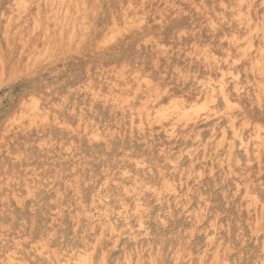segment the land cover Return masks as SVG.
I'll return each mask as SVG.
<instances>
[{
    "label": "rangeland",
    "instance_id": "374dc122",
    "mask_svg": "<svg viewBox=\"0 0 264 264\" xmlns=\"http://www.w3.org/2000/svg\"><path fill=\"white\" fill-rule=\"evenodd\" d=\"M249 1L0 0L1 264H264V0ZM124 44L143 58L118 60Z\"/></svg>",
    "mask_w": 264,
    "mask_h": 264
},
{
    "label": "bare ground",
    "instance_id": "6f19581e",
    "mask_svg": "<svg viewBox=\"0 0 264 264\" xmlns=\"http://www.w3.org/2000/svg\"><path fill=\"white\" fill-rule=\"evenodd\" d=\"M24 1V0H23ZM43 1V0H42ZM52 1V0H51ZM60 1V0H59ZM63 1V0H62ZM163 1V0H162ZM197 1V0H196ZM249 1V0H248ZM5 2H7V0H2V4H4ZM37 2V1H36ZM40 2V1H39ZM46 2V1H45ZM49 2V1H48ZM58 2V1H57ZM188 2V1H187ZM237 2V1H236ZM250 2V1H249ZM29 3V2H28ZM55 3V2H54ZM54 3H51V4H54ZM64 3H65V1H64ZM174 3V2H173ZM172 3V4H173ZM193 3V2H192ZM192 3H191V6H192ZM227 3V2H226ZM246 3V2H245ZM63 4V3H62ZM69 4V3H68ZM171 4V3H170ZM197 4H198V2H197ZM201 4V3H200ZM248 4V3H247ZM251 4H253V3H251ZM28 5V4H27ZM45 5V4H44ZM64 5H67V4H64ZM169 5V4H168ZM213 5V4H212ZM30 6V5H29ZM38 6V5H37ZM42 6V5H41ZM48 6V5H47ZM51 6V5H50ZM60 6V5H59ZM164 6H166V5H164ZM215 6V5H214ZM220 6V5H219ZM242 6V5H241ZM7 7V6H6ZM25 7V6H24ZM52 7V6H51ZM135 7H136V5H135ZM157 7V6H156ZM179 7H180V5H179ZM254 7V6H253ZM263 7V6H262ZM29 8V7H28ZM61 8H63V7H61ZM65 8V7H64ZM68 8V7H67ZM67 8H65V9H67ZM129 8V7H128ZM138 8V7H137ZM145 8V7H144ZM160 8H162L161 6H160ZM177 8V7H176ZM188 8H191V7H188ZM194 8H196V6L194 7ZM218 8V7H217ZM241 8V7H240ZM244 8V7H243ZM19 9V8H18ZM27 9V8H26ZM42 9H43V7H42ZM74 9V8H73ZM142 9V8H141ZM197 9V8H196ZM203 9V8H202ZM234 9H237V8H234ZM239 9V8H238ZM249 9V8H248ZM8 10V9H7ZM76 11H77V9H75ZM157 10V9H156ZM178 10V9H177ZM212 10V9H211ZM231 10V9H230ZM243 10H245V9H243ZM23 11V10H22ZM54 11V10H53ZM59 11V10H58ZM75 11V12H76ZM118 11V10H117ZM143 11V10H142ZM160 11V10H159ZM198 11V10H197ZM9 12V11H8ZM52 12V11H51ZM55 12V11H54ZM61 12V11H60ZM71 12V11H70ZM170 12V11H169ZM179 12V11H178ZM208 12V11H207ZM210 12V11H209ZM218 12V11H217ZM258 12V11H257ZM85 13V12H84ZM114 13V12H113ZM130 13V12H129ZM157 13V12H156ZM236 14H237V12H235ZM247 13V12H246ZM256 13V12H255ZM261 13V12H260ZM3 14V13H2ZM34 14V13H33ZM52 14V13H51ZM54 14V13H53ZM57 14V13H56ZM69 14V13H68ZM119 14V13H118ZM167 15H168V13H166ZM165 14V15H166ZM199 14H201V13H199ZM213 14V13H212ZM230 14V13H229ZM262 14V13H261ZM16 15V14H15ZM45 15V14H44ZM50 15V14H49ZM83 15V14H82ZM124 15V14H123ZM161 15V14H160ZM216 15V14H215ZM255 15V14H254ZM30 16V15H29ZM46 16V15H45ZM71 16H72V12H71ZM114 16V15H113ZM122 16V15H121ZM120 16V17H121ZM217 16V15H216ZM247 16V15H246ZM260 16V15H259ZM2 17V16H1ZM51 17V16H50ZM49 17V18H50ZM116 17V16H115ZM158 17V16H157ZM206 17V16H205ZM233 17V16H232ZM257 17V16H256ZM56 18V17H55ZM70 18V17H69ZM118 18V17H117ZM159 18V17H158ZM161 18V17H160ZM207 18V17H206ZM211 18V17H210ZM220 18V17H219ZM249 18V17H248ZM65 19V18H64ZM67 19V18H66ZM154 19V18H153ZM28 20H30V19H28ZM50 20V19H49ZM124 20V19H123ZM160 20H162V19H160ZM187 20V19H186ZM215 20V19H214ZM261 20V19H260ZM39 21V20H38ZM153 21V20H152ZM155 21V20H154ZM226 21V20H225ZM246 21V20H245ZM33 22V21H32ZM52 22V21H51ZM54 22H55V20H54ZM59 22V21H58ZM159 22V21H158ZM217 22V21H216ZM237 22V21H236ZM7 23V22H6ZM53 23V22H52ZM125 23V22H124ZM162 23V22H161ZM219 23H221V22H219ZM82 24V23H81ZM113 24V23H112ZM117 24V23H116ZM122 24V23H121ZM235 24V23H234ZM246 24V23H245ZM32 24H30V26H31ZM119 25V24H118ZM197 25H198V23H197ZM237 25H238V23H237ZM249 25V24H248ZM257 25H259V24H257ZM122 26V25H121ZM194 26V25H193ZM208 26V25H207ZM260 26V25H259ZM261 26H262V24H261ZM131 27V26H130ZM190 27V26H189ZM188 27V28H189ZM214 27V26H213ZM216 27V26H215ZM224 27V26H223ZM264 27V26H263ZM128 28V27H127ZM168 28H170V29H172L173 27L170 25V26H168ZM237 28V27H236ZM257 28H259L260 29V27H257ZM113 29V28H112ZM116 29V28H115ZM264 30V29H263ZM74 32V31H73ZM207 32V31H206ZM254 32V31H253ZM208 33V32H207ZM242 33V32H241ZM252 33V32H251ZM255 33V32H254ZM253 33V34H254ZM260 33H261V31H260ZM107 34V33H106ZM209 34V33H208ZM213 34V33H212ZM232 34V33H231ZM252 34V35H253ZM176 35V34H175ZM211 35V34H210ZM230 35V34H229ZM251 35V34H250ZM257 35V34H256ZM255 35V36H256ZM210 37V36H209ZM247 37H249V36H247ZM251 37V36H250ZM249 37V38H250ZM75 38V37H74ZM102 38V37H101ZM105 38V37H104ZM213 38V37H212ZM219 38V37H218ZM241 38V37H240ZM261 39H262V37H261ZM70 40V39H69ZM111 40V39H110ZM244 40V39H243ZM250 40V39H249ZM256 40H258V39H256ZM97 41V40H96ZM219 41V40H218ZM235 41H236V39H235ZM246 41V40H245ZM38 42V41H37ZM222 42H225V41H222ZM229 42V41H228ZM250 42H251V40H250ZM107 43V42H106ZM195 43V42H194ZM220 43V42H219ZM227 43V42H226ZM225 43V44H226ZM258 43H261V42H258ZM32 44H34V42L32 43ZM199 44V43H198ZM237 44H239L238 42H237ZM244 44V43H243ZM257 44V43H256ZM255 44V45H256ZM125 46H123V48H122V50L116 55V58L118 59V60H123V61H125V62H128V63H130V64H134L135 62H139L142 58H143V53L142 52H140V51H138V50H135L134 48H132V46L130 45V44H124ZM141 45V44H140ZM186 45V44H185ZM202 45V44H201ZM205 45V44H204ZM231 45V44H230ZM233 45V44H232ZM242 45V44H241ZM263 45V44H262ZM190 46H191V44H190ZM193 46V45H192ZM236 46V45H235ZM97 47V46H96ZM121 47V46H120ZM189 47V46H188ZM232 47V46H231ZM247 47V46H246ZM99 48V47H98ZM190 48V47H189ZM233 48H234V46H233ZM253 48V47H252ZM256 48V47H255ZM96 49V48H95ZM196 49H199V48H196ZM229 49V48H228ZM232 49V48H231ZM180 50V49H179ZM230 50V49H229ZM257 50V49H256ZM260 50V49H259ZM194 51V50H193ZM231 51V50H230ZM240 51H242V49L240 50ZM253 51V50H252ZM255 51V50H254ZM253 51V52H254ZM258 51V50H257ZM186 52H187V50H186ZM224 52V51H223ZM230 53V52H229ZM246 53V52H245ZM255 54H256V52H254ZM193 54V53H192ZM203 54V53H202ZM224 54V53H223ZM226 54V53H225ZM236 54V56H238L237 55V53H235ZM238 54H241V53H239L238 52ZM253 54V53H252ZM251 54V55H252ZM199 55V54H198ZM208 55V54H207ZM210 55V54H209ZM229 55H233V54H229ZM254 55V54H253ZM257 55V54H256ZM259 55V54H258ZM239 57V56H238ZM255 57V56H254ZM257 57V56H256ZM259 57V56H258ZM243 58V57H242ZM253 58V57H252ZM115 59V58H114ZM197 59V58H196ZM204 59V58H203ZM209 60V59H208ZM245 60H246V58H245ZM194 61H195V59H194ZM214 62H216V61H214ZM90 63H91V60L88 58V57H85L84 59H83V61H82V63H81V66H80V68H79V70L78 71H76L75 72V74L74 75H68L67 77H66V79L63 81V87L64 86H66V85H68V84H70V83H72V82H74V81H76V80H79V79H81V77H82V75H83V73H84V71H85V69L90 65ZM121 63V62H120ZM205 63H206V61H205ZM204 63V65H206ZM212 63V62H211ZM247 63V62H246ZM149 63H148V61H144V68H145V70H147V68L149 69V70H151L152 72H153V75H152V77L153 78H155L154 77V75L156 74V71H154V69H152V68H150L149 67ZM152 65V64H151ZM209 65V64H208ZM211 65V64H210ZM252 65V64H251ZM250 65V66H251ZM131 66V65H130ZM136 66V65H135ZM201 66V65H200ZM112 67V66H111ZM115 67V66H114ZM138 67V66H137ZM153 67V66H152ZM209 67V66H208ZM100 68V67H99ZM122 68V67H121ZM124 68V67H123ZM132 68V67H131ZM140 68V67H139ZM173 68V67H172ZM171 68V69H172ZM211 68H212V66H211ZM216 68V67H215ZM249 68V67H248ZM102 69V68H101ZM156 69V68H155ZM250 69V68H249ZM115 70V69H114ZM114 70H111V71H114ZM139 70V69H138ZM141 70H143L142 69V67H141ZM173 70V69H172ZM254 70V69H253ZM94 71V70H93ZM124 71V70H123ZM129 71V70H128ZM163 71V70H162ZM218 71V70H217ZM251 71V70H250ZM131 72V71H130ZM164 72V71H163ZM178 72V71H177ZM253 72V71H252ZM118 73V72H117ZM119 73H120V71H119ZM129 73V72H128ZM150 73V72H149ZM180 73V72H179ZM181 73H182V71H181ZM193 73V72H192ZM207 73H208V71H207ZM108 74V73H107ZM123 74V73H122ZM125 74V73H124ZM142 74V73H141ZM164 74V73H163ZM175 74V73H174ZM190 74V73H189ZM118 75V74H117ZM135 75H137V74H135ZM165 75V74H164ZM182 75V74H181ZM202 75V74H201ZM86 76V75H85ZM126 76V75H125ZM133 76V75H132ZM143 76V75H142ZM147 76V75H146ZM157 76V75H156ZM190 76H191V74H190ZM193 76V75H192ZM225 76H226V74H225ZM95 77V76H94ZM106 77V76H105ZM124 77V76H123ZM140 77V76H139ZM158 77V76H157ZM181 77V76H180ZM203 77V76H202ZM218 77V76H217ZM216 77V78H217ZM109 78V77H108ZM119 78V77H118ZM127 78V77H126ZM132 78V77H131ZM214 78V77H213ZM122 79V78H121ZM207 79H208V77H207ZM223 79V78H222ZM129 80V79H128ZM133 80V79H132ZM154 80V79H153ZM195 80V79H194ZM211 80V79H210ZM213 80H215V79H213ZM104 81V80H103ZM117 81V80H116ZM120 81V80H119ZM129 81H131V80H129ZM157 81V80H156ZM246 81V80H245ZM142 82V81H141ZM149 82V81H148ZM158 82V81H157ZM204 82V81H203ZM253 82V81H252ZM91 83V82H90ZM143 83V82H142ZM156 83V82H155ZM222 83V82H221ZM103 84H105V83H103ZM200 84V83H199ZM201 84H202V82H201ZM210 84V83H209ZM224 84V83H223ZM254 84V83H253ZM90 85V84H89ZM124 85V84H123ZM157 85V84H156ZM249 85V84H248ZM247 85V86H248ZM255 85V84H254ZM103 86V85H102ZM134 86V85H133ZM216 86V85H215ZM257 86V85H256ZM127 87V86H126ZM206 87V86H205ZM250 87H251V85H250ZM135 88V87H134ZM139 88V87H138ZM153 88V87H152ZM208 88V87H207ZM225 88V87H224ZM254 88V87H253ZM90 89V88H89ZM143 89V88H142ZM149 89H151V88H149ZM154 89V88H153ZM70 90V89H69ZM86 90H88V89H86ZM127 90V89H126ZM158 90V89H157ZM95 91H97V90H95ZM202 91V90H201ZM84 92V91H83ZM124 93H125V91H123ZM139 92H141V91H139ZM200 92V91H199ZM85 93V92H84ZM89 93V92H88ZM142 93V92H141ZM159 93V92H158ZM162 93V92H161ZM262 93V92H261ZM128 94V93H127ZM164 94V93H163ZM166 95H168L167 93H165ZM170 95H171V93H169ZM100 95V94H99ZM102 95V94H101ZM143 96H145L144 95V93L142 94ZM141 95V96H142ZM214 95V94H213ZM219 95V94H218ZM257 95V94H256ZM263 95V94H262ZM164 96V95H163ZM220 96V95H219ZM146 97V96H145ZM147 97H149V96H147ZM146 97V98H147ZM161 97V96H160ZM260 97V96H259ZM91 98V97H90ZM100 98V97H99ZM110 98V97H109ZM142 98H144V97H142ZM170 98V97H169ZM262 98V97H261ZM264 98V97H263ZM189 99V98H188ZM205 99V98H204ZM230 99H232V98H230ZM91 100V99H90ZM93 100V99H92ZM97 100V99H96ZM100 100V99H99ZM101 100H103V99H101ZM100 100V101H101ZM130 100V99H129ZM134 100V99H133ZM255 100V99H254ZM99 101V102H100ZM108 101V100H107ZM123 101V100H122ZM203 101V100H202ZM231 101V100H230ZM261 101V100H260ZM128 102V101H127ZM132 102V101H131ZM146 102V101H145ZM149 102V101H148ZM254 102V101H253ZM109 103V102H108ZM111 103V102H110ZM137 103V102H136ZM166 103V102H165ZM172 103V102H171ZM174 103V102H173ZM208 103V102H207ZM102 104V103H101ZM114 104V103H113ZM132 104V103H131ZM130 104V105H131ZM135 104V103H134ZM133 104V105H134ZM181 104H182V102H181ZM193 104V103H192ZM203 104V103H202ZM206 103H204V105H205ZM260 104V103H259ZM112 105V104H111ZM129 105V106H130ZM261 105V104H260ZM262 105H263V103H262ZM116 106V105H115ZM119 106H120V104H119ZM123 106V105H122ZM121 106V107H122ZM139 106V105H138ZM170 106V105H169ZM255 106V105H254ZM125 107V106H124ZM128 107V106H127ZM145 107V106H144ZM259 107V106H258ZM117 108V107H116ZM120 108V107H119ZM134 108H135V106H134ZM198 108H200V107H198ZM256 108H257V106H256ZM264 108V107H263ZM115 109V108H114ZM144 109V108H143ZM145 110V109H144ZM206 110H207V108H206ZM261 110V109H260ZM114 111V110H113ZM117 111H118V109H117ZM120 111V110H119ZM132 111V110H131ZM155 111V110H154ZM144 112V111H143ZM178 112H180V111H178ZM206 112V111H205ZM228 112V111H227ZM252 112V111H251ZM182 113V112H181ZM229 113V112H228ZM137 114V113H136ZM187 114H188V112H187ZM199 114V113H198ZM134 115V114H133ZM163 115V114H162ZM167 115V114H166ZM190 115H192V114H190ZM231 115V114H230ZM138 116V115H137ZM175 116V115H174ZM188 116V115H187ZM120 117V116H119ZM125 117V116H124ZM134 117V116H133ZM158 117V116H157ZM196 117V116H195ZM78 118V117H77ZM138 118V117H137ZM179 118V117H178ZM78 119H80V118H78ZM134 119V118H133ZM144 119V118H143ZM183 119V118H182ZM179 120V119H178ZM187 120V119H186ZM81 121H83V120H81ZM144 121V120H143ZM169 121V120H168ZM145 122V121H144ZM150 122V121H149ZM250 122V121H249ZM77 123H78V121H77ZM182 123V122H181ZM188 123V122H187ZM230 123H232V122H230ZM178 124V123H177ZM234 124V123H233ZM114 125V124H113ZM184 125H186V124H184ZM86 126V125H85ZM135 126V125H134ZM235 126V125H234ZM119 127V126H118ZM124 127V126H123ZM240 127H241V125H240ZM239 127V128H240ZM264 127V126H263ZM242 128V127H241ZM139 129V128H138ZM183 129V128H182ZM256 129V128H255ZM135 130H136V128H135ZM92 131V130H91ZM96 134V133H95ZM119 134V133H118ZM123 134V133H122ZM127 134V133H126ZM218 141V140H217ZM251 141V140H250ZM249 145V144H248ZM215 146V145H214ZM63 147V146H62ZM251 153V152H250ZM172 155V154H171ZM12 156V155H11ZM177 156V155H176ZM253 157V156H252ZM173 158H174V156H173ZM254 158V157H253ZM255 159V158H254ZM40 160V159H39ZM255 161V160H254ZM257 161V160H256ZM257 164V163H256ZM157 171V170H156ZM169 175V174H168ZM152 176V175H151ZM181 176V175H180ZM193 177V176H192ZM185 178V177H184ZM199 178V177H198ZM188 180V179H187ZM23 181V180H22ZM195 184V183H194ZM221 186H223V185H221ZM168 187V186H167ZM220 187V186H219ZM245 187V186H244ZM243 187V188H244ZM247 188H248V186H247ZM215 189V188H214ZM217 190H218V188H217ZM245 190V189H244ZM253 190V189H252ZM165 191V190H164ZM248 191V190H247ZM239 192V191H238ZM122 193V192H121ZM143 194V193H142ZM238 194V193H237ZM60 195V194H59ZM165 195V194H164ZM152 196V195H151ZM158 197V196H157ZM247 199V198H246ZM251 202V201H250ZM159 203V202H158ZM176 203V202H175ZM139 209V208H138ZM139 210H142V209H139ZM111 212V211H110ZM102 213H104V212H102ZM136 213V212H135ZM100 215V214H99ZM104 217V216H103ZM19 218V217H18ZM100 219H101V217H100ZM16 221V220H15ZM140 230V229H139ZM34 233V232H33ZM35 237V236H34ZM30 240V239H29ZM20 242V241H19ZM21 243V242H20ZM31 247H33V246H31ZM81 248H83V245H81V244H78V242H72V243H67V244H64V245H61V246H59V247H57L56 249L59 251V252H61V253H63L62 255L63 256H70V255H73V254H75L76 252H78V250H80ZM35 251V250H34ZM16 252V251H15ZM50 252V251H49ZM82 252V251H81ZM35 253V252H34ZM9 254V253H8ZM37 254V253H36ZM10 255V254H9ZM19 255H21L22 257H21V259L23 260V263H20V264H29V261L31 262L32 260H38V261H41L42 263H40V264H46V262L43 260V259H41L40 257H37V256H35L33 253H24V252H20L19 253ZM4 256V255H3ZM50 256H52V254L50 255ZM13 257V256H12ZM19 257V256H18ZM6 258V257H5ZM62 259V258H61ZM64 259V258H63ZM60 260V259H59ZM65 260V259H64ZM92 262V261H91ZM254 262V261H253ZM72 263V262H71ZM96 263H97V261H96ZM1 264V263H0ZM255 264V263H254Z\"/></svg>",
    "mask_w": 264,
    "mask_h": 264
}]
</instances>
